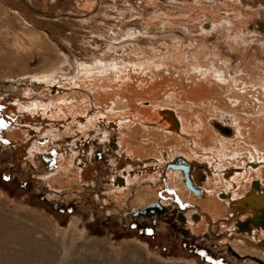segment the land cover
Instances as JSON below:
<instances>
[{
  "label": "rangeland",
  "instance_id": "1",
  "mask_svg": "<svg viewBox=\"0 0 264 264\" xmlns=\"http://www.w3.org/2000/svg\"><path fill=\"white\" fill-rule=\"evenodd\" d=\"M31 1L35 4L31 5V9L35 14L40 13V10L48 11L44 5H41V3L43 4L42 1H46L47 5H53L52 3H54H51L50 0ZM225 1L228 3L230 0H206L203 5H200V7L202 6L201 15L211 14L213 11L212 14L215 16V20L227 19L226 17H228V20L232 21L233 11L240 8L241 18L236 22L238 24L237 28L242 30L244 27L241 26L244 25H241V21L246 20L250 23L249 28H246L248 32L254 26L258 32L263 33L260 36H264V31L259 30L260 28L256 25L261 20L264 21V16H261L260 13V16L255 15V19H252L254 15H251L257 12V9L260 10L261 7L263 9V5H254V0H242L241 2L232 0L234 5L241 4L233 8L232 4L230 5L233 7L229 5L231 2L227 5ZM260 1L264 2V0ZM144 2L145 0H66L58 5L56 15L60 17L48 19L27 13L19 0L18 2L17 0H0V104L11 106V103H13V110H9L8 114L3 115L4 118L3 116L0 117V264H260L259 261L264 264V251L247 242L238 240L243 237L242 233L233 232L228 234V237H231L230 240L224 236L219 239L220 241L215 242L206 239L207 234H214L215 225L208 227L207 223L202 221L200 231L190 230L186 222L191 221L188 218L196 213L191 212L192 209H188V207L181 208L177 201L185 198L180 196L182 194H180L178 187L176 189L167 186L168 184L163 183L161 180H156L155 184L152 182L149 186H146L145 182L149 183L145 175V172H148L146 164L120 166L119 164L122 162L121 155H125V152L118 145L116 149L111 148V142L117 144L118 139L116 142L113 138L111 141L110 137V139L101 137L98 133L100 131L99 125L97 127L95 125L93 128L89 126L87 129H83L81 125H78L80 119L83 118L85 121L90 122L93 117L95 123L99 122L98 119L102 120L103 118L106 119L104 124L115 125L118 123L115 120L120 117L117 114L125 112L124 110L133 112L141 118L142 114L139 110L148 106L146 99L142 100L143 103L140 102L141 105L137 104L134 107L131 104L130 108L121 109L123 111H120L111 104H95L94 95L89 92V89L78 94L71 86L70 89H62L60 85L45 87L42 82H38L33 78L34 76H46L49 72L56 71L63 61L61 58H67V63L61 65V68H64L63 71L66 69L67 77L71 78L75 75L73 55L69 52L62 38L70 31L73 32L76 29L74 28L76 24L89 20L96 23L92 19L94 16H90L93 11V15H98L100 13L99 9H102V7L106 10L109 8L108 13L114 16L116 13L115 8H113L114 5L117 7L119 5H132L131 17H126V21H132L134 18L137 19L133 21H140V18L158 21V19L163 18L154 14L157 9L146 6ZM180 3L183 2L174 5L166 1L164 6H167L169 12L175 14L187 13L189 15L190 12H195L196 8L190 9V12L187 8L179 11L181 9ZM81 4H96L97 6L88 12L80 9ZM105 9L104 11H106ZM199 9L198 7L196 10ZM245 10L247 12H244ZM199 12L196 11L198 17L201 16ZM137 13H141V15ZM69 16L73 19L65 20ZM139 16L140 18H138ZM129 18H132V20H129ZM183 18L186 20V16L180 18L182 19L181 22H183ZM206 18L208 20H205L206 23L203 22V25L207 24L204 27L207 29L200 27L202 32L209 31L211 29L208 27L210 21H215L207 16ZM249 18H251V21ZM70 20L73 22H68ZM253 20H255L254 23H252ZM136 28V25L132 23L121 30L117 29L115 37H122L124 35L122 30H137L140 27ZM161 30L162 34L160 36L152 33V37L149 36V38L157 39L163 33L171 32L167 27H162ZM197 34L187 32L186 36L190 35L189 37H192V43ZM183 37L184 40L190 41L189 37ZM248 40H250V37ZM237 50L226 47V50L220 51L231 56L232 65L236 66L242 62H249L250 68L253 69L255 67L253 59L257 57L255 51L241 49L242 51L239 50L238 52ZM197 55L192 60L193 64L210 66L215 62L214 57L206 52ZM152 67H154V64L150 65V68ZM167 68L170 69L169 75L165 72L166 67L164 66L161 68L162 70L157 72L156 70H146L143 75H130V84L133 90L140 93L143 88L152 86L158 92L156 96L158 110L160 108L175 109L163 103L165 89L158 84L168 76L169 79L174 80L178 76L180 78L181 75L174 73L171 67ZM262 71L264 72L263 69ZM160 72L161 74H159ZM257 73L259 72L257 71ZM261 76H264V74L261 73ZM180 79L182 80V78ZM257 79L251 78V82H249L242 78L241 81L242 83L256 84ZM150 83L156 84L149 85ZM213 83L212 80L211 84ZM213 87L215 88V85ZM222 87L221 89L218 88V91L215 89V97L220 100L222 111L227 115L240 113V116L245 114L255 116L260 112L257 111L258 103H260L262 97L259 95L262 93L259 86L252 88L250 85H246L245 90H242L245 93L240 96L236 103L237 107L234 109L228 103L236 98H233L236 91L242 93V91H239L241 87ZM58 88L68 93V101L65 104L67 107H63L64 110L62 109L61 112L59 110L58 113H53L54 119L51 118L50 121L61 118V121L56 120V122H60V125L65 123L67 130L69 129L70 132L78 135L72 145L71 142L56 143L54 135L57 130H43L38 121L37 124L35 122L23 124L21 119L17 120V117L22 114L17 111L20 106L26 108L32 121L35 120L33 117L39 111L45 112L51 110V108H58L57 103L59 104V102L57 101L59 100L56 97V94L60 92ZM170 88L175 91L176 86H170L166 90ZM176 92H178L177 89ZM174 94L177 96L175 92ZM48 101L50 102L48 103ZM42 102H45V105ZM96 106H98V111L95 109ZM34 107L37 110L36 112ZM185 114L188 113L185 112ZM209 115L207 113L203 118L212 119ZM113 121H115L114 124ZM101 126V128H104L103 125ZM94 128L97 129L94 130ZM124 132L128 134L127 131L123 130ZM146 136L150 135L147 134ZM149 138L145 139V134H142L140 130L139 132L136 131V136L130 139L129 145L132 150H138L141 153V158L142 155L152 158V155H156L157 152L156 157L158 160L156 164L161 167L164 159L169 157L168 154L176 152L177 148L173 145V140H164L162 142L165 143L161 147L166 148V150H162V148L157 150L156 146L154 147L149 141ZM154 141L157 143L156 139ZM170 143H172L171 148H167ZM208 144V139H205L199 144V147L202 149L203 145ZM198 149L197 151H199ZM237 150L242 152L238 166L242 162L241 158H244L247 163H252L249 162L248 157H244L247 154L244 155L245 151L242 148ZM162 151L165 153H162ZM206 154L201 150L197 153L201 159H206ZM181 157L179 156V158ZM47 159L48 161H46ZM138 160L141 161L137 158L136 161ZM226 161L227 165L231 161L236 163L231 158H226ZM179 164L182 165V163ZM166 165L167 163L164 164V167ZM199 165L204 166L201 163ZM135 169L146 179H140L139 176L134 183L127 182L123 186H116L117 190H115L114 182L116 179H124L127 170L134 171ZM236 169L240 171V168ZM239 171L236 172L239 173ZM212 172L216 173L217 168L212 166ZM221 173L225 175V172ZM53 175H56V177ZM217 185L218 187L215 189H221L220 184ZM141 190H150V192L156 190L157 193L154 195L147 191L143 192L142 195H137L136 197L144 201L139 203L134 200V195ZM187 192L191 194L188 190ZM191 195L193 196V194ZM154 204H160L163 207L164 213L160 214L161 216L153 215L147 217V219L143 216H132L135 212L144 211L148 206ZM200 209L202 210V208ZM225 210L223 212L219 210L222 214L220 213L219 217L216 218L217 224L220 219L225 218L224 214L227 213V210ZM180 216L186 219L185 223L180 219ZM206 218L205 220L212 221L208 215ZM230 223H219L220 230H227V233H231V228L228 227ZM225 238L230 243L229 245L233 247V250L242 257V260H237L236 257L226 252V247L223 245ZM261 238L264 239V237ZM255 258L259 261L255 262Z\"/></svg>",
  "mask_w": 264,
  "mask_h": 264
},
{
  "label": "bare ground",
  "instance_id": "2",
  "mask_svg": "<svg viewBox=\"0 0 264 264\" xmlns=\"http://www.w3.org/2000/svg\"><path fill=\"white\" fill-rule=\"evenodd\" d=\"M62 1L66 0H50L51 3L54 2L52 3L53 5H47L46 1H42L43 4L41 3V5H44L48 11L45 12V10H40V13L35 14L33 12V9H31V5H35L33 4V1L19 0L21 6L26 9L27 13L31 14L32 16L48 19H57L60 17L56 15V12L58 10L59 3H61ZM166 1L174 5H177L178 2H183L180 3L181 7H179L181 9L187 8V10L189 11L193 8L197 9L199 5H203V2H205L206 0H145L144 3L146 6L154 7L155 9H157L155 11L153 10L154 14L163 17L161 19H158V21H149V19L143 20L140 18V16L138 17L140 18V21H133L137 18H134L133 20L132 18H129V20L132 21H126V17H131V11H133L132 5H119L118 7L114 5L115 7L113 6V8H115L116 12L114 16H111L108 13L107 10H109V8H107L106 10L102 7V9H99L100 13L98 15H93V11L92 13H90V16H94V18L92 19L96 23L93 22V24L92 21L89 20L90 22L83 21L79 24H76L74 26V28L76 29L73 32L68 31L69 33L65 34L66 36H63L62 38V41H64V44L67 45L69 52L73 55V69L75 71V75L73 74L74 76L71 78H69V76L67 77V74L65 72L66 69L63 71L64 68H61V65L67 63V58H64L65 60L61 58V60L63 61L56 71H51L46 76H34L33 78L38 82H42L45 87L52 85H60L62 89H70L71 87H73V90H75L78 94L79 92H84L85 90L87 91L89 89V92L93 93L94 95L93 97L95 98V104H111L120 111H123L121 109L130 108L131 104H133L132 106L134 107L137 106V104L141 105V103H143L142 100L146 99L148 106L139 110L140 114H142L141 118H139L133 112L124 110L125 112L117 114V116L120 117L115 120L118 121V123H116L115 125H108L106 123L104 124V122H106V119L103 118L102 120L98 119L99 122H96L98 123L96 124L94 121V117L90 120V122L85 121L82 118L80 119L81 121H79L80 124L78 125H81L83 129H87V127L89 126L93 128L95 125L96 127L97 125H99L100 131L98 133L101 137L106 139L111 138V140L115 139L116 142L118 139L117 144H115V146H112L111 148L116 149L118 146H120L121 150H124L126 156L123 154L121 155L122 162H120V166L128 164L126 163L127 161L131 164L132 162H135L137 158H139L141 161L143 160V165L151 163L154 164V166L157 167L159 171H161L164 164L168 162L169 159H172L176 156H185L189 162L196 161L197 163L199 162L201 164H205V173L207 178L205 179L203 185L197 184V176H192L190 178L191 165L183 164V160L176 159L175 162L172 161L174 163L166 165V169H179L184 175L183 176L182 173H179L177 171L173 172L172 170H168L166 173L167 183L170 184L171 187H174L176 189L178 187V189L180 190V194H182L180 196H183L185 198L179 200L181 202H191L190 204L195 205L196 207H198V205L202 206V210L200 209V206L198 207L200 215L202 212L201 218L199 216V222H186V225L188 226V228H190V230L200 231V227L203 224L202 221H205V217L207 215L212 219V221L210 220L209 222H214V220L219 217L220 213L223 212V210H227V207L229 206V204H231V200H238L240 194L242 196L249 190V187L253 181L259 183H257L258 186L256 184V193L259 194L264 192V76H261V73L264 74V72L262 71V69L264 70V36H260L263 33L258 32L257 29L254 28V26L250 28L251 30H249L250 32H248L246 28H249L250 23H248L249 21L247 22L246 20H244V22L241 21V25H244L241 26L244 27L242 30L237 28L238 24L236 22L241 18L240 8L237 10L235 9V11L232 10V21L228 20V17H226L227 19L221 18L220 20H215V16L212 14L213 11L211 14L205 13L201 15L202 6L199 10L195 9V12L193 13L189 11V15L185 12V14H175L171 11L169 12V10L166 8L167 6H164V4H166ZM255 1L264 6V2H261L260 0ZM225 2L227 3V1ZM229 2V5L232 4L234 6L233 7L230 5L233 8L237 7V5H241L238 2V4L236 3L237 5H234L232 0H230ZM63 6L65 7L66 5ZM96 6V4L82 5L80 9H84L90 12L92 8H96ZM37 8L41 9L39 7ZM261 8H259L260 10L257 9V12H255L254 14H251L252 16L254 15V18L252 17V19H255V15L260 16V13L261 16H264V7L263 9ZM104 9L106 11H104ZM181 9H179V11ZM196 11H200L199 13L201 16L198 17V15H196ZM244 12H247V10H245ZM144 13L142 14L144 15ZM139 15H141V13ZM185 16L186 20L185 18H183L184 20L183 22H181L182 19L180 18ZM206 16L209 17V19H214L215 21H210L211 27L209 25L208 27L211 29H209V31L202 32L200 30V25L205 22V20H208ZM68 19L73 18L69 16V18H66L65 20ZM250 19L251 18H249V20ZM261 21L256 23V25L258 26V28H260L259 30L264 31V29H261L264 28V21ZM68 22L73 21L70 20ZM254 22L255 20H253L252 23ZM132 23L135 24L137 28L138 26L140 28H136L137 30H122L124 35H122V37H115V31L117 29L121 30L123 27L127 25L130 26ZM160 27H167V29L171 32L163 33L164 36L162 35L157 39L149 38L152 33L160 36L162 34V30ZM188 27L189 30L191 27H193V29L197 30L196 33H198L197 36L194 37L195 40H192V43V37H189L190 35L186 36V29H188ZM119 32L120 34H122L121 31ZM183 36L189 37L190 41L184 40L185 38ZM249 37L250 40H248ZM225 45L229 49H238V52L241 49L244 51H255L257 56L255 57L256 59H253V65H255V67L253 69L250 68L249 62H242L241 64L236 66L232 65V60L230 61L231 56L225 55L220 51L226 50ZM202 52H206L213 56L215 60L214 64H211L210 66L200 64L196 65L195 63L193 64L192 60L198 53ZM151 64H154V67L150 68ZM163 66L166 67L165 72H167L168 75L170 74V69H168L167 67H171L172 71L176 74L181 75L180 78H182L181 80L178 76V78H175L173 80L169 79L168 76L165 78V80L160 81L159 84L157 83L165 89L163 93L164 97L162 96L163 103L167 104L168 106H172L175 109L160 108L158 110V103H156V96L158 95V92L154 90L152 86L143 88L140 93L131 88V74L143 75V73H146V70H156L157 72L162 70L161 68ZM257 71L259 73H257ZM159 74H161V72ZM259 77L261 78L259 79ZM242 78H245L249 82H251V78L258 79L255 82L256 84H254L248 82L242 83ZM212 80L214 81L213 84H211ZM239 82H241L240 85ZM152 84L156 83H150L149 85ZM37 85L39 86L41 84ZM214 85L215 88L213 87ZM246 85H250L252 88L255 86H259L262 90V93L259 94L262 96L260 103H258V105H260L257 107V111L260 112H258V114H256L255 116L245 114L238 117L240 113L235 115H227V113L222 111L220 100L215 97V89L218 91V88H223L222 86L227 88H237L238 86H240L241 89L239 91H242L245 90ZM170 86H176L175 91L171 88L166 90ZM176 89L178 92H176ZM58 91H60L56 94V97L59 100H56L57 102H59V104L57 103V106H59L58 108H51V110L49 109V111L45 112L39 111V113H36L37 115L33 117L35 120L32 121L28 115L26 108L20 106L17 108V111L22 114L21 116L17 117V120L21 119V122L23 124H28L29 122H35V124H37L38 121L40 125H42L43 130H57V133H55L54 135L56 138V143L59 144V142H71L72 145V143H74L75 141L74 139L78 138V135L74 132L73 134L69 129L67 130L66 125H64L65 123L60 125V122H56L57 119L54 121H50L51 118L54 119L53 113H58L59 110L61 112L63 107H67L65 104L68 101V93L61 91L59 88ZM174 92L177 96H175ZM244 93V91H242V93L236 91L235 95L233 96V98H236L231 100L228 105L233 109L236 108L238 99H240V96H242V94ZM49 102L50 101H48V103ZM43 103L45 105V102H42V104ZM6 105L7 106H3L2 104H0V117L8 114L9 110H13V103H11V106H9L8 104ZM216 106L219 107L216 108ZM34 109V111L36 112L37 110L35 107ZM95 109H97L98 111V106H96ZM137 109H139V107H137ZM185 112H187L188 114H185ZM207 113L210 114L209 117L212 119L203 118V116H205V114ZM164 118L168 119L167 123ZM59 120L61 121V118H59ZM115 121H113V124ZM101 125H103L104 128H101ZM96 129L97 128H94V130ZM123 130L127 131L128 134H125V132L123 133ZM139 130L142 134H145V139L149 138L150 136L152 137L149 138V141H151L154 147L156 146L157 150H161V145L165 143L162 141L173 140V145L177 148V151L168 154L169 157L167 159H164L161 167L155 165L158 160L156 157L157 152L156 155H152V158H149L147 155H142L141 158V153L138 150V152L132 150L129 145L130 139L134 138L136 136V131L139 132ZM60 132H62V134H60ZM132 133L134 136L132 135ZM147 134H149L150 136H146ZM154 139L157 140V143L154 141ZM205 139H208L209 144L203 145L201 149L199 147V144ZM234 141H238L239 143H242L243 146H245L242 149L243 151H245L244 155L247 154V156L244 157H248L249 162L251 161L252 163H247L244 161V158H241L242 162L240 163L239 167L236 165V167L233 166L229 168L230 166L235 165V163H232V161L228 162V165H226L228 161H226V158H231L232 160H235L236 163L241 161L239 160V157L242 152L241 150H237L238 148L232 147V143ZM51 143L53 144V142ZM171 144L172 143H170L167 148H171ZM164 149L166 150V148ZM164 149L162 148V150ZM197 149L199 151L201 150L206 152L207 158L201 159L200 157H198L197 153L199 151H197ZM162 153L165 152L162 151ZM46 161H48V159ZM179 163H182V165ZM258 165L261 166L259 167ZM212 166L217 168V174L212 172ZM254 166L258 167L255 168ZM236 168H240L241 171L237 173ZM135 172V170H127L126 177L124 179L117 178L114 182L115 190H117L116 186H123L127 182L131 184L132 182L134 183L139 176L140 179L145 178V176L137 175L135 174ZM221 172H225V175H223ZM222 175L225 176L226 179H224ZM53 176L56 177V175ZM156 179L158 180V175L147 177V180L150 183L153 182L154 184ZM190 181H192L196 186L199 187L201 191L199 196H194L198 194V190H196L192 186V183ZM184 184L187 189H189L191 192L193 191V196L191 195L192 193L190 194L187 192ZM189 184L191 185L190 188ZM217 184H220L221 189H215L216 187H218ZM251 190H253V186L251 187ZM147 191L148 190H141L140 192L135 194L134 200L138 201L139 203H143L144 201L136 196L142 195L143 192ZM155 191L152 190V192H150L149 190L148 192L155 195V193H157ZM218 193H221L225 197H223L222 199H218ZM219 210L221 212H219ZM136 215L139 216L138 212L133 214V216ZM224 216H226V213L224 214ZM222 219H224V217Z\"/></svg>",
  "mask_w": 264,
  "mask_h": 264
},
{
  "label": "flooded vegetation",
  "instance_id": "3",
  "mask_svg": "<svg viewBox=\"0 0 264 264\" xmlns=\"http://www.w3.org/2000/svg\"><path fill=\"white\" fill-rule=\"evenodd\" d=\"M189 170H190V168H189ZM236 171L238 172L239 170L236 169ZM184 183H185V178H184ZM256 184H257L256 181H253L251 183L249 190L246 193H244L245 196L244 195L241 196V194H240L238 200H233V201L231 200V204H229V206L227 207V213H226L225 218L220 219V222H218V224L216 223V220H214V222H209V220H205V223H207L208 227L215 225V228H216L214 234H210V233L207 234V236H206L207 240H209V241L212 240V241L218 242V241H220L219 239L223 238L224 236H226V238H229V240H230L231 237L230 236L228 237V234H232L233 232L234 233L239 232V233L243 234V237L239 238L238 240L247 242L248 244L254 246L255 248L257 247V248L262 249L264 251V239H262V238L260 239V237H264V218H260L257 216L258 211H264V192L257 194L256 190H257L258 184H257V186H256ZM184 186H185V184H184ZM252 186H253V190H251ZM185 188H186V186H185ZM187 190L190 191L189 189H187ZM191 193H193V191ZM220 195L222 198L225 197L222 194H220ZM177 202L179 203V205L181 206L182 209L188 207V209H192L191 212L194 213L196 211L195 212L196 214H192L188 219H190L193 222H196V221L199 222V216L201 218L202 212L200 215L199 214L200 211H198L199 210L198 207H196L195 205H192L190 203H184L187 201L181 202L179 200ZM259 205H263V206H259ZM163 210L164 209H163V207H161L160 204L159 205L154 204V207H152L149 211L146 212L144 218L147 219V217H151L153 215L161 216L160 214L164 213ZM132 216H133V214H132ZM206 217H205V219H207ZM180 219H182V221L184 223L186 222V219L183 216H180ZM227 222L228 223L231 222L230 225L228 226L231 228V233H227L228 232L227 230H220V228H219V223L225 224ZM226 238L223 240V245H225V247H226V252H228L232 256L236 257L237 260H242V257H240L233 250V247H231L229 245L230 243L228 242V240ZM253 242H259V243H253ZM256 261H259V260L257 258H255V262Z\"/></svg>",
  "mask_w": 264,
  "mask_h": 264
},
{
  "label": "crops",
  "instance_id": "4",
  "mask_svg": "<svg viewBox=\"0 0 264 264\" xmlns=\"http://www.w3.org/2000/svg\"><path fill=\"white\" fill-rule=\"evenodd\" d=\"M186 1V0H185ZM240 2L242 1V0H239ZM254 5H261L260 3H258V2H256L255 0H254ZM199 8H200V5H199ZM181 10H183V9H181ZM207 25V24H206ZM206 25H203V23L200 25V27H202V29H207V28H204ZM186 32H191V33H196L197 32V30L196 29H193V27H191L190 28V30H189V27H188V29H186ZM201 104V103H200ZM203 104V103H202ZM260 105V104H259ZM238 117H240V115H238ZM165 119V118H164ZM165 121H166V123L168 122V119L166 118L165 119ZM222 135V134H221ZM112 141V140H111ZM233 145H232V147L233 148H243V147H245V146H243V144L242 143H239L238 141L236 142V141H234L233 143H232ZM239 144V145H238ZM111 145L112 146H115V144L113 145V141L111 142ZM235 145V146H234ZM111 146V147H112ZM181 157V156H180ZM184 157V158H183ZM175 158V159H174ZM173 159L174 160H170V161H168V162H166L167 163V165L168 164H170V163H174L175 161H176V159H181V160H183V164H185V165H187V164H190L191 165V171H190V178L192 177V176H197V181H198V185H203V183H204V181H205V179L207 178L206 177V166H205V164H202V165H204V166H200L196 161H191V162H189L188 160H187V158L185 157V156H182L181 158H179V156H176V157H174ZM172 161H174V162H172ZM142 162V163H141ZM196 162V163H195ZM126 163H128V164H130V162H126ZM157 163V162H156ZM155 163V165H157L158 166V164H156ZM132 164V166H139V165H143V160L142 161H140V162H132L131 163ZM195 164V165H194ZM197 164V165H196ZM151 165V166H150ZM194 165V166H193ZM227 165V164H226ZM236 165L238 166L239 164L238 163H235V165H232L231 167H236ZM249 166V165H248ZM259 167H260V165H258ZM149 167V168H148ZM153 167H154V169H153ZM158 167H160V166H158ZM231 167H229V168H231ZM239 167V166H238ZM205 168V169H204ZM197 169H199V170H197ZM146 170L148 171V172H145V175L147 176V177H151V176H153V175H158V180H161L163 183H165V184H168L167 183V177H166V173H167V171L168 170H172V169H166V166L164 167L163 166V169H161V171H159L158 169H157V167H155L154 166V164H146ZM154 170V171H153ZM200 170H201V172H200ZM135 174H137V175H141L140 173H139V171L137 172V170L135 169ZM173 172L175 171H177V172H179V173H182V171L181 170H179V169H177V170H172ZM159 173V174H158ZM194 173V174H193ZM204 173V174H203ZM193 174V175H192ZM182 175H183V173H182ZM224 175V174H223ZM222 175V176H223ZM142 176V175H141ZM162 176V177H161ZM160 178V179H159ZM223 178L224 179H226L225 178V176H223ZM157 180V179H156ZM146 184V186H149L151 183L149 182H145ZM191 183H192V185H193V187H195L197 190H198V192L200 191V189H199V187L198 186H196L192 181H191ZM258 183V182H257ZM259 184V183H258ZM144 186V185H143ZM167 186H170V184H168ZM171 187V186H170ZM187 190V189H186ZM190 192V191H189ZM201 193V191L197 194V195H194L193 193V195L195 196V197H197V196H199V194ZM222 193V192H221ZM221 193H218L219 195H218V199L219 198H221L222 199V197H221ZM201 206V205H200ZM202 208V207H201Z\"/></svg>",
  "mask_w": 264,
  "mask_h": 264
},
{
  "label": "water",
  "instance_id": "5",
  "mask_svg": "<svg viewBox=\"0 0 264 264\" xmlns=\"http://www.w3.org/2000/svg\"><path fill=\"white\" fill-rule=\"evenodd\" d=\"M190 184H189V188H190ZM246 201V200H245ZM259 206H263V205H259ZM152 207H154V205H150V206H148L144 211H140V212H138V214L140 215V216H145V214H146V212L147 211H149ZM136 216H138V215H136ZM257 216L258 217H260V218H264V211H258L257 212ZM259 263L260 264H263V263H261L260 261H259Z\"/></svg>",
  "mask_w": 264,
  "mask_h": 264
}]
</instances>
